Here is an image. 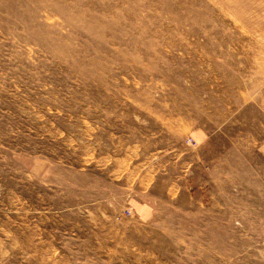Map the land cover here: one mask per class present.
Listing matches in <instances>:
<instances>
[{"label":"rangeland","instance_id":"374dc122","mask_svg":"<svg viewBox=\"0 0 264 264\" xmlns=\"http://www.w3.org/2000/svg\"><path fill=\"white\" fill-rule=\"evenodd\" d=\"M0 264H264V0H0Z\"/></svg>","mask_w":264,"mask_h":264}]
</instances>
